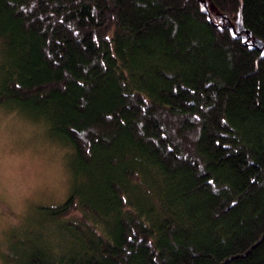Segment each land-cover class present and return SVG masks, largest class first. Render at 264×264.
Listing matches in <instances>:
<instances>
[{"label": "trees", "instance_id": "obj_1", "mask_svg": "<svg viewBox=\"0 0 264 264\" xmlns=\"http://www.w3.org/2000/svg\"><path fill=\"white\" fill-rule=\"evenodd\" d=\"M206 2L0 0V106L94 190L27 264H264V58L230 30L264 42V0Z\"/></svg>", "mask_w": 264, "mask_h": 264}, {"label": "rangeland", "instance_id": "obj_2", "mask_svg": "<svg viewBox=\"0 0 264 264\" xmlns=\"http://www.w3.org/2000/svg\"><path fill=\"white\" fill-rule=\"evenodd\" d=\"M52 129L0 106V264H27L44 247L37 224L52 221L47 208L73 192L93 196L89 179L73 169L74 150Z\"/></svg>", "mask_w": 264, "mask_h": 264}, {"label": "water", "instance_id": "obj_3", "mask_svg": "<svg viewBox=\"0 0 264 264\" xmlns=\"http://www.w3.org/2000/svg\"><path fill=\"white\" fill-rule=\"evenodd\" d=\"M201 1L202 3H204V6L206 8L208 20L210 22H213L214 20L212 17V12L208 3L206 2V0ZM216 17H218L223 22L222 19L224 18V15L218 13ZM230 30L235 37L242 39V42L245 46L249 47L252 50H259L261 52V57L264 58V42L260 38L253 37L252 32L245 27L241 12L238 13V19L231 26Z\"/></svg>", "mask_w": 264, "mask_h": 264}, {"label": "snow or ice", "instance_id": "obj_4", "mask_svg": "<svg viewBox=\"0 0 264 264\" xmlns=\"http://www.w3.org/2000/svg\"><path fill=\"white\" fill-rule=\"evenodd\" d=\"M233 203H235V201H233Z\"/></svg>", "mask_w": 264, "mask_h": 264}]
</instances>
